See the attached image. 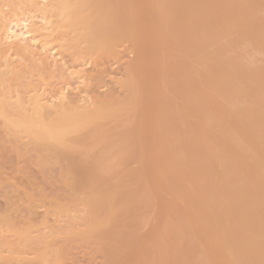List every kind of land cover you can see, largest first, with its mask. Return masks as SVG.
Returning a JSON list of instances; mask_svg holds the SVG:
<instances>
[{"label": "bare ground", "instance_id": "bare-ground-1", "mask_svg": "<svg viewBox=\"0 0 264 264\" xmlns=\"http://www.w3.org/2000/svg\"><path fill=\"white\" fill-rule=\"evenodd\" d=\"M47 6L57 10L56 28L73 33L62 39L65 48L105 57L126 40L138 53L120 80L123 99L87 110L66 106L46 119L39 111L50 105L35 94L31 115L5 123L12 134L23 127L31 143L44 141L38 156L67 174L69 202L58 208L86 207L79 237L102 245L105 264H121L120 256L125 264H264V63L255 65L243 49L250 41L264 56V0H50ZM14 31L6 38L26 49L33 30ZM118 117L122 123L110 126ZM89 143L99 150L90 151ZM164 179L172 181L169 188ZM154 195L166 213L140 235ZM15 210L0 221L12 222ZM137 245L146 251L141 259L131 254Z\"/></svg>", "mask_w": 264, "mask_h": 264}, {"label": "rangeland", "instance_id": "rangeland-1", "mask_svg": "<svg viewBox=\"0 0 264 264\" xmlns=\"http://www.w3.org/2000/svg\"><path fill=\"white\" fill-rule=\"evenodd\" d=\"M8 3L9 0H0V37L2 38L0 40L4 43L0 44V74L2 75H0V97L5 101L8 99V104L11 101L10 105H4L0 99V216L14 213V207L17 210H15L12 222L0 221V264H105L108 254L102 248L99 250L102 245L96 239L79 237L87 227L86 207L81 204L77 206L69 204L64 207L63 211L66 210V212L59 211L58 206L69 202V179L58 163L49 158L38 156L36 146L43 145L44 141L31 143L23 127L20 126L22 129L17 134H12L5 123L6 121L18 122L19 117H24L26 114L31 115L34 108L31 106L32 100L36 95L35 98H44L41 102L45 106L50 105L44 107L45 109L40 108L39 111V116L46 117V119L51 118L58 110H64L66 106H68L66 109L87 110L94 108L97 103L103 100L111 102L123 99L127 91L121 83L128 77L129 68L134 65L133 62H137L138 53L132 46L133 44L126 40L117 45L115 53L105 57H99L96 53L93 55L92 53L87 54L88 52L81 53L78 50L75 51V48H65L66 45L63 46L62 39L65 36V38L73 37V33L69 31L68 27L56 28L57 15L55 14L57 10L47 6L50 4V0H37V4H32L29 7H23L18 0H15L14 6L8 5ZM44 5L48 7L47 11H44ZM14 14L18 18L20 16V20ZM25 15L30 16V19L23 23ZM13 20L15 23L18 22L15 24ZM17 24L20 26L18 27ZM24 24L25 26H22ZM28 24L29 26L33 24L34 27L32 25L29 27ZM13 25L17 27L14 28ZM44 25L49 28H44ZM7 26L10 27L7 28ZM26 28L33 30L30 34H26L31 38L27 39L28 43L21 42L28 44V47L19 51L18 44L15 46L17 39L12 37L8 41L6 37L14 30H16L14 33L26 32ZM32 37H36L35 40ZM10 40L13 43L8 47ZM79 44L80 48H83L86 42L80 39ZM243 49L250 59L255 60V65L264 63V56L259 55V48L252 42H246ZM121 79L122 81H120ZM137 83L139 84V81ZM28 100L31 102L28 103ZM53 103H56V107L52 106L51 108ZM23 104L25 105L23 106ZM12 105L15 106L12 107ZM46 109L48 112L44 113ZM24 112L26 113L24 114ZM119 117H122L124 122L125 116L120 115ZM119 117L118 121L111 120L109 125L113 127L122 123ZM21 136L22 138H19ZM20 144L21 146H19ZM92 144L89 143L88 149L92 152L98 151L100 144ZM138 164L133 162L130 167L138 169L140 166ZM24 166L25 168L22 169ZM164 180L162 183L166 185L163 186L169 188L172 181ZM8 184L10 185L8 186ZM29 198L33 200L31 205L33 207L28 205ZM152 202L154 206L148 211L147 224L142 225L139 229L140 235L146 233L147 230L149 232L155 223H160L162 215L166 213L167 209L161 203V196L154 195ZM78 206L84 207V210ZM57 209L58 211H56ZM70 209L72 212L69 211ZM79 213H83V215ZM155 213H158L159 220ZM155 219L156 222H154ZM10 224L13 227H10ZM27 226L29 228H23ZM143 235L145 236V234ZM137 247L138 249L134 248L131 254L137 259L145 257V249L140 245ZM17 252L27 258L24 259ZM40 256L44 258L40 259ZM125 258L120 256L121 264L127 263Z\"/></svg>", "mask_w": 264, "mask_h": 264}]
</instances>
